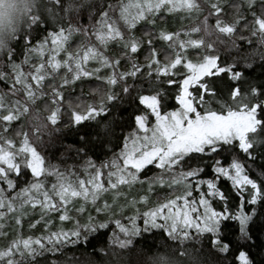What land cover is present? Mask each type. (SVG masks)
Returning a JSON list of instances; mask_svg holds the SVG:
<instances>
[{
    "label": "snow or ice",
    "instance_id": "obj_1",
    "mask_svg": "<svg viewBox=\"0 0 264 264\" xmlns=\"http://www.w3.org/2000/svg\"><path fill=\"white\" fill-rule=\"evenodd\" d=\"M242 3L247 14L241 11L239 4L229 3V0H205L203 6L201 0H116L115 3L109 0H47L46 4L41 0H0V53H5L10 66L9 71H0V82L7 88V91L0 90V210H3L0 221L7 213H12L19 226V216L26 207H39L43 213L57 212L60 221H68L71 219L70 206L78 200L96 205L105 193H111L112 204L105 201L102 206L95 207L97 213H108L120 198L127 200L125 189L135 184L147 183L149 192L154 185H183L185 193L182 196L143 213V231L162 229L181 245L207 235L209 247L219 264H264V259L258 261L253 251L264 252V173H261L262 178H254L246 163L264 156V82L249 80L244 72L237 70L235 62L222 63L221 57L213 54L212 41L193 38L201 32L206 36L215 34L218 38H231L243 27L250 28V37L264 46V0H242ZM162 9L168 13L197 16L206 9L207 15L200 25L185 31L161 29L155 36L148 31L146 38L137 37L134 34L137 26L146 23L155 27V18ZM230 9L232 18L228 19ZM83 11L94 20L88 28L72 26L69 20L68 26L62 25L51 32L43 28L45 35L38 41L33 40L32 33L46 25L49 16L73 12L79 16ZM209 19L213 21L211 25ZM73 33H82L89 40L75 53L68 51ZM21 40L28 52L40 59L38 64H31L28 71L12 60V44ZM157 41L164 47L163 52L157 48ZM247 42L251 44L252 40ZM117 46L120 53L112 55L110 50ZM145 48L147 55L142 67L135 58ZM62 53L64 58L59 59ZM190 53H196L200 59L193 62ZM122 62L130 63L131 70L120 71ZM28 63L29 58L25 57L24 64ZM89 63L98 66L88 70ZM62 69L69 75L54 83ZM104 69L108 74L102 78L98 74ZM145 69L153 85L148 94L128 83L129 79L142 75ZM93 78L107 87L98 101L66 103V88L77 81ZM161 83L177 89L174 99L178 107L166 113L161 112L164 99L158 86ZM117 87L119 94L115 91ZM134 91L136 95L132 96ZM125 97L148 112L133 115L137 131L124 138L121 151L114 159L99 166L88 159L86 178L46 166L44 156L32 139L42 141L46 132L50 135L59 131L65 112L72 126L92 130L80 137L77 154L87 156L93 149L106 153L115 135L116 122L110 119L112 109ZM41 108L47 114L42 115ZM148 115L155 118L152 127L148 125ZM25 120L30 121L27 131L19 127ZM10 133L19 136V141ZM232 150L242 154L244 160L233 158L224 166L220 159H214L216 177L198 180V185H206V192H201L198 200L189 199L193 195L190 181L204 171L201 166L204 157L214 158ZM149 166L167 173L170 179L165 181L160 175L142 180L141 174ZM177 168L180 171L174 172ZM104 169L108 171L105 173ZM23 171L30 172L33 179L17 191L14 177H20ZM221 177L230 181L238 194L236 210L229 209V197L217 187L216 180ZM49 178L54 182L49 183ZM212 199L223 202L222 210L211 206ZM147 201L145 195L140 201L133 199L130 203ZM85 210L83 205L76 208L78 213ZM129 219L131 228L118 219L96 223L89 215V223L84 228L96 232L114 223L125 239L114 234L113 243L125 249L132 244L131 238L141 232L136 226L137 217ZM39 223L37 220L36 224ZM80 235L77 222L76 229L54 232L47 240L48 243H75ZM35 246L45 247L41 239L14 240L0 251V260L5 264H17L14 257L17 254L35 256ZM182 257L188 259L182 260ZM150 264L203 262L184 248L174 254L157 253L150 258Z\"/></svg>",
    "mask_w": 264,
    "mask_h": 264
},
{
    "label": "trees",
    "instance_id": "obj_2",
    "mask_svg": "<svg viewBox=\"0 0 264 264\" xmlns=\"http://www.w3.org/2000/svg\"><path fill=\"white\" fill-rule=\"evenodd\" d=\"M109 2L115 3L116 0H109ZM205 0H201L202 6ZM42 4H46L47 0H41ZM229 3L239 4L242 12L247 14L246 9L242 3V0H229ZM204 13L207 14L205 9ZM232 18V11L229 10L228 19ZM71 20L72 26L82 25L84 28H88L94 23V20H90L87 11H83L77 16L76 13H59L58 16H49L46 25L42 26L32 33L34 41H38V38H42L45 35L43 28H47V31L51 32L60 26H68V22ZM162 22L167 24L169 17L164 19ZM192 24V22L190 23ZM152 32L153 36L159 30L157 26L153 27L150 24L141 23L134 30V34L137 37H145L146 32ZM250 28L245 30L241 27L237 33L231 38L217 37L215 34L211 36V39L215 42V52L221 57L222 63L232 64L235 62L236 68L239 71L244 72L245 76L254 83L264 82V46H262L256 38L250 37ZM74 40L73 44L81 46L85 40V36L82 33H73ZM243 37V38H242ZM146 38V37H145ZM248 39L252 40L249 44ZM156 46L162 52L164 47L160 42H156ZM12 47L14 49L12 60L19 64L25 60L31 53L24 46L23 40L20 42H13ZM78 49V48H77ZM112 51L120 53L119 47H115ZM147 55V49L145 48L137 56L138 63L143 67L145 64V57ZM251 65V67H248ZM10 66L5 53H0V71H9ZM163 79V78H162ZM129 85H134L135 88L142 91L144 94H148L152 90V77L148 76L147 69L144 70L142 75H139L136 79H129ZM160 91L164 94L163 104H167L169 108L177 107L175 102V95L177 89L175 86H168L166 84H159ZM49 90V88H47ZM0 90L7 91L4 83L0 82ZM107 91L105 84L101 80L95 78L82 81H77L74 85L66 88L65 101L78 102L87 101L92 102L93 100L98 101L100 95ZM119 94L120 89H115ZM93 93V96L89 94ZM136 92L132 93L135 96ZM148 112L141 105L135 103L133 100L125 97L123 101L119 102L113 109L110 115V119L116 123L115 135L111 137V143L108 145V151L106 153H100L98 150L93 149L88 152L87 156L83 154H77L76 149L80 148V137L85 135V130L76 128L68 123L69 117L65 112L63 122L59 125V131L51 132L49 135L47 132L44 134L42 141H37L35 138L32 142L37 147V150L44 156L46 163L54 165V167H64V164L68 165V161L65 159H74L77 157H86L92 159L94 162L100 163L102 160H106L121 150L123 146V140L128 134L133 131L137 126L134 124L132 119L134 114H143ZM41 114L43 112L41 108ZM30 121L25 120L22 125L24 131L28 130ZM51 131V130H49ZM17 142L19 136L15 133H10ZM93 141L96 137L92 136ZM95 152V155H93ZM233 158L244 160L242 154L238 151H225L220 155L213 157H204V163L201 165L204 171L200 175L205 178V181L212 180L216 177L213 171L214 159H220L225 165L229 163ZM64 161V162H63ZM247 166L250 170V175L254 178H262L261 173H264V156H258L253 162L251 160L246 161ZM70 164V163H69ZM28 174L30 172L26 171ZM217 187L226 193L229 197L228 207L230 210H236L238 204V194L232 187L231 182L225 178H219L216 180ZM177 187V188H176ZM178 186L172 187H161L153 191V196L166 197L172 192L177 191ZM202 191H206V185L202 187ZM194 194L198 193L197 190H193ZM179 192V191H177ZM175 194V193H174ZM212 204L217 211L222 210L223 202L218 199H212ZM249 207H252L249 205ZM259 209V205L256 206ZM114 234L118 236V229L114 223H109V227L106 229H98L96 232H85L83 236L75 243L70 241L62 243H46L44 248H37V254L29 257H15L17 264H150V258L157 253H169L174 254L178 250L184 248L188 249L189 252L200 259L203 264H219L218 258L213 254L209 247V237L205 235L200 240L187 241L181 245L178 241H173L167 236V233L162 229H149L148 231H141L140 235L136 236L132 241V244L125 249L119 248L118 244L113 243ZM121 238V237H120ZM43 240V239H42ZM44 241V240H43ZM256 253L257 260L264 259V252H260L257 249H253ZM182 260H187V257H182Z\"/></svg>",
    "mask_w": 264,
    "mask_h": 264
},
{
    "label": "rangeland",
    "instance_id": "obj_3",
    "mask_svg": "<svg viewBox=\"0 0 264 264\" xmlns=\"http://www.w3.org/2000/svg\"><path fill=\"white\" fill-rule=\"evenodd\" d=\"M205 15H207V14L204 12H202L198 16L197 15H188V14H185L182 12L168 13L166 10L162 9L161 12L155 18L156 19L155 26H157L159 31L161 29L168 30V31H185V30L190 29L193 26L200 25V23L203 20ZM168 17H169V22L167 24H164V22H162V21ZM191 22H192V24H190ZM212 23H213L212 19H209V24L211 25ZM199 37H204L206 40L212 41L214 43V47L216 48L215 42L211 39V36H206L203 32L193 35V38H199ZM73 40H74V36L72 35V37L70 38L69 43H68V51L73 52V53H75L78 49H80L82 45L89 43V40H85L81 46H78V45L73 44ZM92 43H95V41L93 40ZM110 52L112 55L119 54V52L118 53L116 52V54H115L112 51V49L110 50ZM213 54L217 55L216 52H214ZM28 58H29L28 64H24V61L19 63L22 65V67H24L25 71H28L30 69L31 64H38L40 62V59L34 53H31L28 56ZM58 58L63 59L64 54L62 53L61 56ZM189 58L192 59L193 62H196L197 60L200 59V56L197 55L196 53H190ZM135 59H136V62L138 63L137 57ZM97 66L98 65H96L95 63H89L87 65V68H88V70H92V69L96 68ZM125 70H131V64L130 63L122 62V67L120 68V71H125ZM107 74H108V70L104 69L98 75L103 78ZM65 75H69V74H67L62 69L61 72L59 74H57L56 80L54 81V83H58L63 78V76H65ZM45 90L49 91L50 89L48 90L46 88ZM177 107L169 108V106H167V104H163V101H162L161 112L166 113L168 111H172V110L176 109ZM143 114H147V112L143 113ZM154 123H155L154 116L148 115L149 127H152L154 125ZM136 131H137V127L133 131H131L128 134V136L135 134ZM17 146H19L18 143H17ZM120 151L121 150L116 152V154H118ZM114 156L115 155H113L112 157H110L106 160H102V161H100V163H97V162H95V163L99 166L101 163L110 162L112 159H114ZM88 159L89 158H86V157H82V158L77 157V159L76 158H74V159L67 158L65 160L68 161V165L64 164L65 165L64 167L60 166L57 168H59L61 171L74 172L76 174V176H78L80 178H86L88 175V171H86V161ZM45 163H46V161H45ZM227 165H228V163H226L224 166H227ZM46 166L52 167L54 165L46 163ZM104 171L106 173L108 171V169H104ZM179 171H180L179 168L174 169V172H179ZM160 175H163L165 181L170 179V177L167 173H162V170L156 168L155 166H149V168L146 169L145 172H143L141 174V179L148 181V180L152 179L153 177L160 176ZM14 179L16 181L17 191H18L20 187L27 186V183L31 182L33 178H32L30 173L28 174L26 171H23V173L20 177H18V178L14 177ZM200 179L205 180L204 177L199 176V177L193 178L190 181V183L192 185L193 195L189 199H197L198 200L200 193L206 192V191H202L203 190L202 187L204 185H198L197 184V181ZM50 182H54V180H52V178H49V183ZM166 186L167 185H164V186L154 185L151 192L147 191V188H148L147 183H145L143 185L135 184L130 189L126 188L125 193L127 195V200L120 198L116 202V205H114L113 211L108 212V213H103V212L97 213L95 211V207L102 206L105 201H107L109 204H112L113 203V196L111 193H105L101 197V199L97 201L96 205H92L90 202L86 203L83 200H78L74 203V206H70V211L68 214L71 217V219L68 221H60L59 220L60 213H57V212L43 213L39 207H37L36 209L26 207L24 210H22L23 215L19 216V218L21 219V224L19 226H17L15 224L14 215L12 213H7L5 216V219L3 221H0V224L3 225V227L0 228V233H2V234H0V251L5 250L7 247H9L11 245L12 241L17 240V239H28V238H31L33 240L41 239L42 243L45 242V244H46V243H48L47 237L49 235H51L54 232H60V231L71 232L72 230L77 228V222L79 223V226H80V232H81L80 236L85 237V236H83V234L85 232H89V231H86L84 228V226L89 223V215H91L94 218V221L96 223L111 222V221L118 219L121 221V223L124 226H126L128 228L132 227V223H131L129 218L135 216V217H137L136 226L139 229H141V231H142L145 227V225L143 223V213L144 212L150 211L151 209L159 206L160 204L167 202V200L174 199L177 196H182L185 193L184 186L180 185V186H178L179 189H177V191H179V192H177V191L172 192L171 194H169L168 196L163 197V198L162 197L156 198L155 196H153V191H155L157 188L166 187ZM193 190H197L198 193L195 195ZM13 195H14V193H13ZM145 195L148 196L147 203L137 202L135 205H132L130 203V201H132L133 199L140 201V198L142 196H145ZM81 205H83L86 210L83 213H78L76 211V208L80 207ZM211 206L215 209L212 202H211ZM0 211H3V210H0ZM17 215H19V213H17ZM42 216H43V218H42ZM37 220L40 221L39 224H36ZM32 224H36V226L31 227ZM118 233H119L118 236L121 237V238L119 237L120 239H125V237L123 236V234H121L119 232V230H118ZM135 237L136 236L132 237L131 239L133 240ZM17 256L21 257V256H19V254H17L15 257H17ZM25 257H29V256H25ZM25 257H23V258H25ZM0 264H5V262L0 260Z\"/></svg>",
    "mask_w": 264,
    "mask_h": 264
}]
</instances>
